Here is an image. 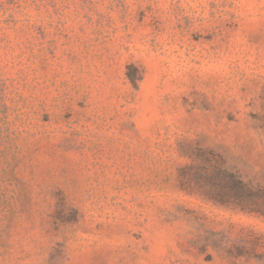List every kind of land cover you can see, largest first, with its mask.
<instances>
[{"label": "rangeland", "instance_id": "obj_1", "mask_svg": "<svg viewBox=\"0 0 264 264\" xmlns=\"http://www.w3.org/2000/svg\"><path fill=\"white\" fill-rule=\"evenodd\" d=\"M214 166L264 188V0H0V264H264Z\"/></svg>", "mask_w": 264, "mask_h": 264}, {"label": "trees", "instance_id": "obj_2", "mask_svg": "<svg viewBox=\"0 0 264 264\" xmlns=\"http://www.w3.org/2000/svg\"><path fill=\"white\" fill-rule=\"evenodd\" d=\"M203 181L210 188L205 192L210 194L209 197L224 204H232L235 208L264 214V188L249 185L235 172L221 166L205 168Z\"/></svg>", "mask_w": 264, "mask_h": 264}]
</instances>
